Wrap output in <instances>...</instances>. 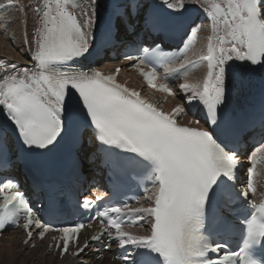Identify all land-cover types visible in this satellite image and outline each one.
I'll use <instances>...</instances> for the list:
<instances>
[{"label": "snow or ice", "instance_id": "6c2138e0", "mask_svg": "<svg viewBox=\"0 0 264 264\" xmlns=\"http://www.w3.org/2000/svg\"><path fill=\"white\" fill-rule=\"evenodd\" d=\"M13 4L6 0L0 9ZM29 7L33 29L29 36L26 12L23 39L33 66L0 61V174L13 163L9 133L21 151L43 150L42 155L65 137L78 152L83 145L78 130L83 127L99 141L97 151L102 150L117 190L129 169L142 168L155 191L147 196V207L118 201L101 209L85 197L81 206L95 211L90 219L100 221L101 232L81 245L83 224L54 229L41 217L42 209L19 190L18 182L2 177L0 232L18 226L20 220L27 233L25 243L33 238V229L40 239L56 231L61 235L53 240L62 256L72 244V254L78 257L92 241H104V247L115 243L128 253L121 257L125 264H264V199L257 203L249 198V193H256L253 177L264 162V147L249 157L247 191L237 193V148L244 129L226 112L230 76L237 71L264 72V0H207L203 11L211 21V35L203 52L194 58L176 57V63L145 55L135 64L151 88L166 97L182 94L187 107L202 113L203 125L199 120L181 124L185 106L164 112L117 82L119 67L105 75L85 63L102 58L117 44L120 26L132 29L131 19L142 12L145 26L157 34L184 27V0L151 5L145 0H117L106 19L99 12V0L84 5L77 0H41ZM198 30L199 26H192L191 32L185 29L188 43L195 41ZM5 39L12 42L7 35ZM160 49L157 44L151 53ZM143 52L149 54L150 49ZM199 67H206L203 77L188 80V73ZM181 76L184 82L171 87V80ZM72 166L80 167L78 155ZM238 202L242 211H237ZM145 216L151 221L148 234L127 230L140 226Z\"/></svg>", "mask_w": 264, "mask_h": 264}, {"label": "bare ground", "instance_id": "6f19581e", "mask_svg": "<svg viewBox=\"0 0 264 264\" xmlns=\"http://www.w3.org/2000/svg\"><path fill=\"white\" fill-rule=\"evenodd\" d=\"M6 3V0L0 1V4ZM32 2L28 0H17V7L14 11H6L0 14V49L2 50L3 45L10 49L9 53H2L8 57H17V59H21L24 57L23 53H27L25 48L28 46L24 43L23 33H24V20L25 13L27 12V21H28V34L31 35L33 29V16L31 15V8L29 6ZM7 28L5 30V26ZM5 35L11 38V41L5 39ZM206 37V30L202 28L199 42L193 51L190 58H194V54L201 53L204 50V39ZM3 44V45H2ZM3 51V50H2ZM5 52V50L3 51ZM203 73L197 72L193 75H188V80H195L197 78H202ZM184 78L179 80L177 88L180 83L184 82ZM180 94V93H179ZM182 95V94H180ZM86 153V152H85ZM151 202L145 198L142 202L136 206H149ZM147 224H144L141 227L127 230L132 232L133 234L144 235L148 233V229L145 228ZM21 237L18 233H11L7 236L1 237L0 239V264H115L114 262H110L109 255H106L107 258L103 260L94 261L92 256L89 254L82 257L83 263L77 262L74 259L65 257L62 260L58 259L56 256L54 257L52 254H46L45 247H37V248H26L21 245Z\"/></svg>", "mask_w": 264, "mask_h": 264}, {"label": "rangeland", "instance_id": "374dc122", "mask_svg": "<svg viewBox=\"0 0 264 264\" xmlns=\"http://www.w3.org/2000/svg\"><path fill=\"white\" fill-rule=\"evenodd\" d=\"M12 43L14 44L13 41H12ZM2 45H3V44H2ZM3 47H4V48H2V50H3V51L5 50V52H3V51L0 49V54H2V53H9V52H10V49H9L8 47L5 48L4 45H3Z\"/></svg>", "mask_w": 264, "mask_h": 264}]
</instances>
